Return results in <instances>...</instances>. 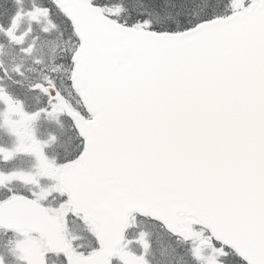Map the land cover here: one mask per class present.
<instances>
[{
  "label": "snow or ice",
  "instance_id": "snow-or-ice-1",
  "mask_svg": "<svg viewBox=\"0 0 264 264\" xmlns=\"http://www.w3.org/2000/svg\"><path fill=\"white\" fill-rule=\"evenodd\" d=\"M0 264H264V0H0Z\"/></svg>",
  "mask_w": 264,
  "mask_h": 264
}]
</instances>
